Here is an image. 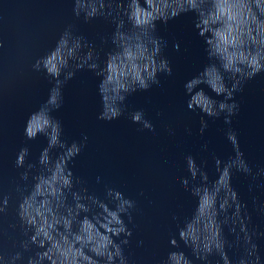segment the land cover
<instances>
[{
    "label": "water",
    "instance_id": "water-1",
    "mask_svg": "<svg viewBox=\"0 0 264 264\" xmlns=\"http://www.w3.org/2000/svg\"><path fill=\"white\" fill-rule=\"evenodd\" d=\"M116 2L111 0L112 14L106 19L86 20L83 10L75 13L76 0H0V208L7 199L0 211V264H28L44 251L32 243L34 230L21 220L19 205L33 191L36 178L49 174L40 163L44 150L54 163L73 144L80 150L67 158L72 183L65 192L66 205L74 206L72 194L77 193L93 216L99 211L93 200L112 210L131 202L119 213L131 235L112 237L121 252L113 264H172V252L182 253L188 264H248L256 256L264 264V49L262 66L254 74L247 65L239 73L225 71L193 27L194 14L167 24L157 21L150 32L161 41L156 62L166 60L171 74L158 70L146 89L136 84L135 90L121 92L123 100L105 102L102 69L108 54L117 51L113 21L123 19L124 30L130 28ZM62 37L69 46L80 40L82 47L53 77L43 60ZM210 66L226 91L217 94L206 82L189 91L188 82L205 81L203 73ZM54 90L58 94L51 103ZM196 93L211 102L212 115L201 107L189 108ZM105 103L119 115L101 119ZM40 113L59 124V143L52 147L51 128L32 139L26 136L30 117ZM25 148L24 163L17 166ZM204 189L217 193L222 244L210 252L194 251L179 235L197 215ZM78 229L77 220L72 230ZM84 252L94 264H108L106 254L96 256L88 247Z\"/></svg>",
    "mask_w": 264,
    "mask_h": 264
},
{
    "label": "clouds",
    "instance_id": "clouds-1",
    "mask_svg": "<svg viewBox=\"0 0 264 264\" xmlns=\"http://www.w3.org/2000/svg\"><path fill=\"white\" fill-rule=\"evenodd\" d=\"M111 7V0L107 2L86 0L84 3L76 0L74 11L79 15L83 10L86 20L100 17L106 19L112 14ZM116 8L120 10V16L127 18L130 28L124 30L123 19L119 22L113 21L116 23V29L113 32L112 43L116 45L117 51L108 54L102 69L104 78L100 90L102 100L105 102L123 100L121 92L129 91L136 84L146 89L147 81L154 80L158 70L171 74V67L166 60L160 61L157 65L156 56L160 52L161 41L152 37L150 32L155 30L157 21L167 24L189 13L197 18L193 27L198 36L204 38L209 56L217 57L225 71L239 73L241 66L247 65L253 69L254 74L262 66L260 50L264 49V0H143V4L140 0H117ZM81 47L80 40L69 46L68 40L62 37L56 49L43 60L47 73L58 77L61 69L70 60L77 58V52ZM91 58L92 53L88 52L86 60ZM82 64L83 61L80 66ZM90 67L96 68L97 65L91 64ZM203 75L207 78L205 81L194 79L188 82L186 87L189 91L198 82L208 83L217 94L226 91L215 66L206 68ZM108 93L111 95H107ZM57 94L52 96L51 103L55 102ZM194 106L201 107L209 115L213 114L211 102L202 93L193 95L189 108ZM221 108H224L223 104ZM117 115L118 110L105 103V112L100 118L111 119ZM135 119L139 120V115ZM47 128H51L49 147H52L59 143V124L51 122L44 113L30 117L25 129L26 136L32 139ZM230 139L235 142L234 137ZM79 150L73 144L66 150L65 158H59L53 163L48 156V149H45L40 163L48 167L49 174L36 178L33 191L19 205L21 220L34 230L31 236L32 243H38V246L44 249L42 253H37L35 260L29 258L28 264H36L37 260L45 259L48 264H81V261L85 264H94L92 257L85 254V247L96 256L106 254L108 264H113L114 259L121 256V252L112 237L122 232L131 235V231L126 230L119 216L120 212L126 210L124 205L131 207L130 201L125 200L116 210H112L106 203L93 200L99 209L93 216L87 215L90 209L84 204V198L77 193L72 194L74 206L66 205L65 192L71 188L72 183L71 172L66 170L67 158L75 156ZM26 155L27 149H21L17 166L23 165ZM189 166L190 170L194 167L190 158ZM193 176L195 177V171ZM116 195L117 198L120 197L119 193ZM216 199V192L204 189L200 196L197 215L180 230V239L194 251L202 248L210 252L213 246L217 249L222 247L219 240ZM4 205L6 208V198ZM220 207L223 209L224 205ZM5 208H0V211H4ZM61 208L64 209L63 212ZM81 212L85 213L83 217L80 216ZM77 220L79 229L74 232L72 225ZM241 231H245V228L242 227ZM170 243L175 246L176 240L172 239ZM16 258H19V254ZM169 260L172 264H188L182 253H170ZM259 260L260 257L256 256L255 261H249L248 264H259ZM240 264L246 262L241 260Z\"/></svg>",
    "mask_w": 264,
    "mask_h": 264
}]
</instances>
